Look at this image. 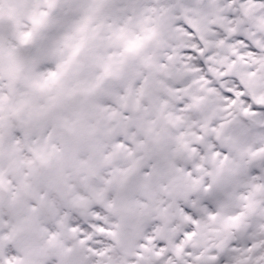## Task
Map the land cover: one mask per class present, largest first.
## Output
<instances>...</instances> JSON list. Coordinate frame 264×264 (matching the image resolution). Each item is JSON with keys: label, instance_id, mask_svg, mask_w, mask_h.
Segmentation results:
<instances>
[{"label": "snow or ice", "instance_id": "1", "mask_svg": "<svg viewBox=\"0 0 264 264\" xmlns=\"http://www.w3.org/2000/svg\"><path fill=\"white\" fill-rule=\"evenodd\" d=\"M0 264H264V0H0Z\"/></svg>", "mask_w": 264, "mask_h": 264}]
</instances>
